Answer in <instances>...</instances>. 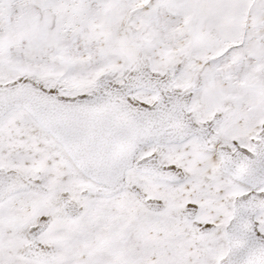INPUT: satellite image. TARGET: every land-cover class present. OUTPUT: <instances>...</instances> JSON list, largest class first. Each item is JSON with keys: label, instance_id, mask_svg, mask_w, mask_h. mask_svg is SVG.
Listing matches in <instances>:
<instances>
[{"label": "snow or ice", "instance_id": "1", "mask_svg": "<svg viewBox=\"0 0 264 264\" xmlns=\"http://www.w3.org/2000/svg\"><path fill=\"white\" fill-rule=\"evenodd\" d=\"M0 264H264V0H0Z\"/></svg>", "mask_w": 264, "mask_h": 264}]
</instances>
